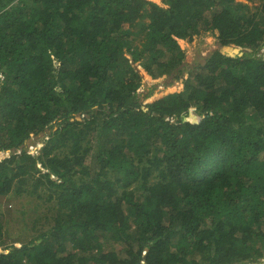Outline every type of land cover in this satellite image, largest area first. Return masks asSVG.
Wrapping results in <instances>:
<instances>
[{"label":"trees","instance_id":"obj_1","mask_svg":"<svg viewBox=\"0 0 264 264\" xmlns=\"http://www.w3.org/2000/svg\"><path fill=\"white\" fill-rule=\"evenodd\" d=\"M164 4L0 0V264H264V0ZM208 32L242 55L185 65Z\"/></svg>","mask_w":264,"mask_h":264},{"label":"rangeland","instance_id":"obj_2","mask_svg":"<svg viewBox=\"0 0 264 264\" xmlns=\"http://www.w3.org/2000/svg\"><path fill=\"white\" fill-rule=\"evenodd\" d=\"M156 4L161 7L167 8L164 4V0H152ZM255 3L251 4V9H254ZM222 9V7L214 8V11ZM218 33L217 32H208L203 33L202 35L195 36L192 40H180L178 41L181 49L186 53L185 65L192 66L198 63H202L206 57H208L213 52L220 50L222 51L223 47L220 45L218 41ZM234 47V46H231ZM264 53V49L262 50ZM143 63H135L134 67L140 74L147 73L143 69ZM148 76V75H147ZM184 80L181 79L176 81L174 78V74L172 75H164L160 78L153 79L148 76L147 78H142V86L138 90L140 94L146 95L153 93V96H163L167 92H175L184 90ZM76 119L82 120L81 117H77ZM55 130V129H53ZM51 129L48 130L44 135L37 140H33L31 145L29 146V153L35 156L40 154L41 148L45 145L47 138H49V133ZM94 133L87 136V141H91V145H97L94 143ZM33 146V147H31ZM6 157L2 155L1 158ZM21 199H9L4 198L0 200V209L6 215V230L4 233V240L7 241V244L11 243L14 237H22L25 235L26 238L31 239L32 237H27L25 230L26 221L33 214L28 208H24L23 204H21ZM42 211L40 210V213ZM3 251V247H0V252ZM262 261V260H261ZM263 262V261H262ZM255 263V264H263V263Z\"/></svg>","mask_w":264,"mask_h":264},{"label":"water","instance_id":"obj_3","mask_svg":"<svg viewBox=\"0 0 264 264\" xmlns=\"http://www.w3.org/2000/svg\"><path fill=\"white\" fill-rule=\"evenodd\" d=\"M241 51H242V49L239 48V47L225 46V47H223L221 52L223 54H226V55H229L231 57H234L235 55H240L241 56L242 55Z\"/></svg>","mask_w":264,"mask_h":264},{"label":"built area","instance_id":"obj_4","mask_svg":"<svg viewBox=\"0 0 264 264\" xmlns=\"http://www.w3.org/2000/svg\"><path fill=\"white\" fill-rule=\"evenodd\" d=\"M31 147H33V146H31ZM142 264H145L144 262H142Z\"/></svg>","mask_w":264,"mask_h":264},{"label":"bare ground","instance_id":"obj_5","mask_svg":"<svg viewBox=\"0 0 264 264\" xmlns=\"http://www.w3.org/2000/svg\"><path fill=\"white\" fill-rule=\"evenodd\" d=\"M142 76V75H141Z\"/></svg>","mask_w":264,"mask_h":264}]
</instances>
